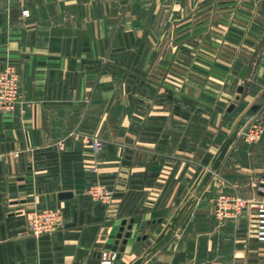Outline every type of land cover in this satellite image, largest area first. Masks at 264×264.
Listing matches in <instances>:
<instances>
[{
  "label": "crops",
  "instance_id": "1",
  "mask_svg": "<svg viewBox=\"0 0 264 264\" xmlns=\"http://www.w3.org/2000/svg\"><path fill=\"white\" fill-rule=\"evenodd\" d=\"M251 13L254 33L245 34ZM241 43V62L230 65ZM7 62L19 70L21 103L0 112V264H101L104 250L118 254L114 264H130L258 97L264 0H0V70ZM248 123L185 221L144 264H264L263 247L248 236L253 210L215 214L220 193L262 199L264 130L249 143ZM91 134L105 140L97 154L84 142ZM95 179L115 190L111 204L85 195ZM44 205L59 206L62 219L37 237L26 212ZM131 219L127 244L121 238L113 250Z\"/></svg>",
  "mask_w": 264,
  "mask_h": 264
},
{
  "label": "built area",
  "instance_id": "2",
  "mask_svg": "<svg viewBox=\"0 0 264 264\" xmlns=\"http://www.w3.org/2000/svg\"><path fill=\"white\" fill-rule=\"evenodd\" d=\"M23 14L27 16L28 10H24ZM239 19V16L232 15L229 20L228 31H232L231 27H235L234 22ZM246 28L243 32L254 33V26L256 17L254 13L247 16ZM243 34H240L242 37ZM244 37L241 38L242 42ZM226 49L222 46L218 54L225 55ZM233 55L230 60H226L230 65L238 63L240 55L245 53L243 43L234 48ZM222 58V57H220ZM232 67V66H231ZM20 95V73L16 64L7 62L6 65L0 70V112L4 114L15 113L20 108L21 103ZM254 117V116H253ZM252 117V118H253ZM264 130V119L261 117L251 119L244 131V138L247 142L252 143L257 141ZM85 145L91 149L93 154L99 153L103 147L105 140L99 135H86L84 137ZM91 169L96 171V167L92 166ZM264 177V172H263ZM261 200L259 202L243 198L238 195L220 193L215 201V214L220 220L227 218L238 217L252 209L254 217L248 225V236L259 246L264 249V181L260 186ZM85 195L92 201L111 204L115 197V190L111 185L106 182L95 179L84 188ZM26 219L28 222V229L30 234L37 237L54 232L62 219V211L56 205L34 206L26 212ZM118 259V254L112 250H104L101 256V264H114Z\"/></svg>",
  "mask_w": 264,
  "mask_h": 264
},
{
  "label": "water",
  "instance_id": "3",
  "mask_svg": "<svg viewBox=\"0 0 264 264\" xmlns=\"http://www.w3.org/2000/svg\"><path fill=\"white\" fill-rule=\"evenodd\" d=\"M248 65H245L241 72L240 76L241 78H245L247 71H248ZM244 85L240 84L237 89V94L234 97L235 101H240L244 92ZM264 104V92H262L256 100L243 112V114L240 116V118L237 120V122L233 125L232 133L227 136L220 146L219 150L215 154L209 170L203 172L200 174L193 185L191 191L185 196L183 200V204L179 206L172 217L170 218L169 222L166 224L164 229L160 232V234L156 237L154 242L140 255L138 256L134 261H132L130 264H144L148 259H150L160 248H162L174 235V233L178 230L179 226L185 221L188 214L191 212L194 205L197 203L198 198L203 194V191L205 187L209 184V182L212 180V177L215 172L218 171L220 168L223 160L225 159L226 155L228 154V151L233 144L236 136L238 135L239 131L244 128L247 123L252 119V117L258 112V110L262 107ZM234 107V103L231 105V108ZM72 192H61L59 194L60 198H65L68 196H72ZM133 222L134 220L131 219L130 223L127 225V230L125 231V225L127 224V221L125 220L123 222V226L120 229V232L117 234V241L116 244L113 247V250L118 249L119 240L123 239V244L126 245L128 242V238L131 235V230L133 228ZM144 238H147V236H144ZM125 246H122L120 250H124Z\"/></svg>",
  "mask_w": 264,
  "mask_h": 264
},
{
  "label": "rangeland",
  "instance_id": "4",
  "mask_svg": "<svg viewBox=\"0 0 264 264\" xmlns=\"http://www.w3.org/2000/svg\"><path fill=\"white\" fill-rule=\"evenodd\" d=\"M256 85H258V86H257L255 92L259 96L262 92H264V76L258 78V84H256Z\"/></svg>",
  "mask_w": 264,
  "mask_h": 264
}]
</instances>
